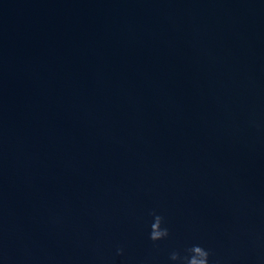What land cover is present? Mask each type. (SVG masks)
Segmentation results:
<instances>
[{
	"label": "water",
	"instance_id": "95a60500",
	"mask_svg": "<svg viewBox=\"0 0 264 264\" xmlns=\"http://www.w3.org/2000/svg\"><path fill=\"white\" fill-rule=\"evenodd\" d=\"M192 244L264 264V0H0V264Z\"/></svg>",
	"mask_w": 264,
	"mask_h": 264
},
{
	"label": "clouds",
	"instance_id": "9594fccd",
	"mask_svg": "<svg viewBox=\"0 0 264 264\" xmlns=\"http://www.w3.org/2000/svg\"><path fill=\"white\" fill-rule=\"evenodd\" d=\"M152 217L148 225V238L152 242L160 241L169 236V228L162 226L164 224V217L155 212H149ZM184 254L180 251L173 250L169 253V259L177 264H209V257L212 255L211 250L203 247L200 244H192L183 250ZM117 255L123 254V248L116 249ZM212 264H219L218 260H213Z\"/></svg>",
	"mask_w": 264,
	"mask_h": 264
}]
</instances>
